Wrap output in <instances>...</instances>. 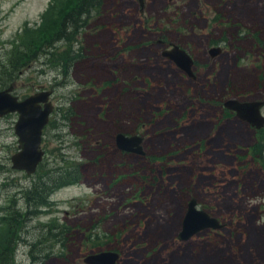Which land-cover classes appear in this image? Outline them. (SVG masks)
I'll return each mask as SVG.
<instances>
[{"label": "rangeland", "instance_id": "rangeland-1", "mask_svg": "<svg viewBox=\"0 0 264 264\" xmlns=\"http://www.w3.org/2000/svg\"><path fill=\"white\" fill-rule=\"evenodd\" d=\"M79 4L0 0V90H51L54 106L31 175L11 167L18 114L0 117V251L12 264H86L99 243L120 253L116 264H264V169L246 154L264 127L223 107L264 100V0L94 1L48 67L47 46ZM26 31L43 50L17 74L10 46ZM173 45L192 75L162 55ZM117 133L142 135L145 154L118 149ZM78 163L81 180L47 206L28 203L39 173ZM192 197L224 226L180 241Z\"/></svg>", "mask_w": 264, "mask_h": 264}, {"label": "water", "instance_id": "water-1", "mask_svg": "<svg viewBox=\"0 0 264 264\" xmlns=\"http://www.w3.org/2000/svg\"><path fill=\"white\" fill-rule=\"evenodd\" d=\"M140 1L142 4V0ZM213 51L218 52L219 50L216 48ZM162 55L175 60L188 75H192L193 61L185 50L173 45L171 49L163 50ZM14 87L15 84L11 83L0 90V117L8 113L18 114L14 124V131L18 137V150L10 157L11 167L31 175L36 172L44 157L41 147L42 131L54 107L49 99L52 91L40 90L20 98L13 94ZM263 106L264 100L242 101L230 98L223 102L224 108L234 112L236 117L249 123L254 129L264 127V115L261 112ZM143 140L142 135L124 133H117L114 139L118 149L139 155L145 154ZM223 226L224 223L218 218L199 208L196 198L192 197L187 202L181 228L176 237L180 241H187L203 230H217ZM119 258L118 251L106 249L87 254L83 262L86 264H116Z\"/></svg>", "mask_w": 264, "mask_h": 264}, {"label": "trees", "instance_id": "trees-1", "mask_svg": "<svg viewBox=\"0 0 264 264\" xmlns=\"http://www.w3.org/2000/svg\"><path fill=\"white\" fill-rule=\"evenodd\" d=\"M95 3L98 0H80L79 4V10L70 11L65 16H63V19L61 20V26L58 28L57 33L54 36V40L52 43L48 44L47 46V52L44 53L47 57V62H44L47 64L52 65H58L54 60L53 57L56 53H54V50L58 47V42L60 41H72L69 34H71L76 28H79L82 26L81 22V13L85 12L86 14L89 13V9L91 6V3ZM46 17V15H44ZM34 34L37 33V31H33ZM34 34H31V32L26 31V36L19 37L15 41L11 43V50L12 54H18L20 55V61L19 63L12 64V67L15 68L16 73H21L22 71L26 70L27 68L30 69L33 65H31L33 62L37 61L39 58V52L43 50L42 48L33 51V46L27 45L26 38H33ZM68 35V36H67ZM21 36V35H20ZM59 58L61 57L62 53L58 54ZM66 56L63 55L61 59H65ZM53 62V63H52ZM48 66V65H47ZM50 67V66H48ZM10 75H7V78H10ZM0 82V83H4ZM262 130V128H261ZM247 156L250 158L251 162L254 164H257L261 168L264 169V132H260V136L256 139L255 143L252 144L250 147L247 148L246 152ZM156 161V159H155ZM43 164H39L37 167L38 172H40L41 168L43 167ZM69 165H65L63 167H58L56 169L45 171L44 173H39V175L35 178L32 188L25 191L27 193V198H29V202H32L35 206H47L48 201L47 197L53 192L55 189L59 187H63L68 184L75 183L79 180H81L82 172H81V163L75 164L72 168L68 167ZM36 170V171H37ZM14 218H17V221H20L22 218H20V214L17 212H14ZM21 225V224H20ZM96 238H98V235H96ZM11 245V244H10ZM111 247L107 248L110 249ZM94 250H104L103 245L99 244L95 247ZM12 256L13 253L8 250L0 251V264H12ZM220 260L223 261L222 257L220 256ZM208 264H217L220 261H205ZM163 264V263H161Z\"/></svg>", "mask_w": 264, "mask_h": 264}]
</instances>
